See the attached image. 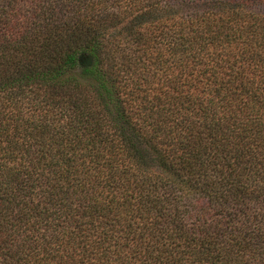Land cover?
Here are the masks:
<instances>
[{
	"label": "trees",
	"instance_id": "obj_1",
	"mask_svg": "<svg viewBox=\"0 0 264 264\" xmlns=\"http://www.w3.org/2000/svg\"><path fill=\"white\" fill-rule=\"evenodd\" d=\"M264 0H0V264H264Z\"/></svg>",
	"mask_w": 264,
	"mask_h": 264
},
{
	"label": "rangeland",
	"instance_id": "obj_2",
	"mask_svg": "<svg viewBox=\"0 0 264 264\" xmlns=\"http://www.w3.org/2000/svg\"><path fill=\"white\" fill-rule=\"evenodd\" d=\"M254 9L264 13V1L259 2L258 4H256Z\"/></svg>",
	"mask_w": 264,
	"mask_h": 264
}]
</instances>
